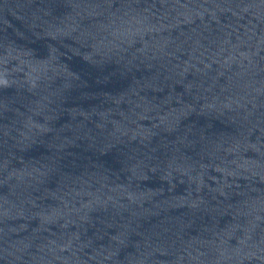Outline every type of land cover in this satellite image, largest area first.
Returning a JSON list of instances; mask_svg holds the SVG:
<instances>
[{
    "label": "water",
    "instance_id": "1",
    "mask_svg": "<svg viewBox=\"0 0 264 264\" xmlns=\"http://www.w3.org/2000/svg\"><path fill=\"white\" fill-rule=\"evenodd\" d=\"M0 264H264V0H0Z\"/></svg>",
    "mask_w": 264,
    "mask_h": 264
}]
</instances>
